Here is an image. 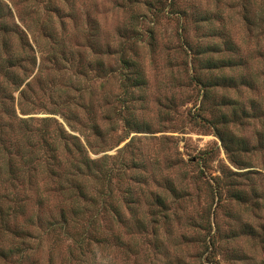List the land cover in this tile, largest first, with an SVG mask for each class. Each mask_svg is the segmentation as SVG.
Here are the masks:
<instances>
[{
    "label": "rangeland",
    "instance_id": "rangeland-1",
    "mask_svg": "<svg viewBox=\"0 0 264 264\" xmlns=\"http://www.w3.org/2000/svg\"><path fill=\"white\" fill-rule=\"evenodd\" d=\"M0 9L33 104L22 114L17 92L18 118L1 122L15 131L3 134L7 146L26 134L37 166L32 188L7 191V166L0 173L11 216L10 229L0 219V249L15 251L0 264H264V240L251 235L264 231V0H0ZM212 47L221 53L204 55ZM122 50L144 85L127 81ZM213 56L235 57L241 65L224 74L255 89L206 99L199 80L213 74L201 60ZM224 98L257 112L231 126L251 145L240 167L216 134L233 112Z\"/></svg>",
    "mask_w": 264,
    "mask_h": 264
},
{
    "label": "trees",
    "instance_id": "trees-1",
    "mask_svg": "<svg viewBox=\"0 0 264 264\" xmlns=\"http://www.w3.org/2000/svg\"><path fill=\"white\" fill-rule=\"evenodd\" d=\"M3 14L4 13L2 9H0V20L5 19L3 17ZM3 24L4 23L0 24V32H1L0 35L1 34L6 35L8 33L7 26ZM1 37L2 36H0V44H1V47H0V79L7 80L16 86V88L13 91L10 90V92H8L6 88L0 85V99L5 101V104L4 102L0 103V143H2L0 144V173L2 172L3 166L4 165L7 166L8 174L10 178L9 181L6 182L7 184L9 183V188L7 189L8 191L11 188V186H12V190H17L20 187L23 189H25V187H29V188L34 187L35 181H36L35 173H36L37 166H35L36 164H34L33 152H30V151L28 152L22 142V139L27 138L26 134H23L22 136H19V135L13 136L12 138L13 141H12L11 146H7L6 140L4 138L3 133H5L6 128H8L10 132L15 131V124L12 121H10L11 123H9L8 125H3L1 123L2 114L10 116L11 118H15V117L18 118L17 107L15 106L17 102V98L15 94L17 92H20V96L18 98V109L22 112V114L26 115L27 113H29V111L26 110V107H31L33 106V104H32L31 98L29 100L28 95H27V92L31 89L30 83L27 84L26 87L22 90L24 81L20 82L21 80H16V75L14 73L16 72V70L22 69L21 58L20 56H17L18 52L16 50H13V47L9 45V42L5 38L2 40ZM52 37L53 36H48V38H52ZM231 43L232 42H226V51L234 55L236 53L235 51L236 49ZM94 46H97V45L94 44ZM218 49L219 48L217 47L209 48L207 50L208 52L204 53V55H207L209 53L212 55L221 53L220 50ZM55 53L57 56L59 55L57 54L58 52H55ZM195 55H197L195 57H200V59L203 56L202 53H196ZM60 57H58V59L59 58L61 60L66 59L65 55L61 54ZM201 61L203 63L204 62L206 63L205 70L213 74L210 78H207L206 80H202V79L199 80L201 81L200 83L203 85L206 99H209L213 95L214 90L217 88L230 90V89H237L239 87H247L250 90H254L256 87V85L251 81L243 79V81L238 82V80L233 79L231 77H227L224 74L226 70L235 69V67L241 65L235 57L216 60L213 56V57H209L204 60H201ZM121 63L124 66V69L129 71L128 76H126V79L129 83H132L135 86L144 85L145 83L144 73L140 69L139 64L136 61L129 59L126 56V51H123V50L121 51ZM104 67H105V64L101 63L99 64L98 69H100V71H103ZM88 70H90L89 67H88ZM215 72H219L220 74H218L217 76H214ZM88 74L89 72L86 73V75ZM8 102L13 104L12 108L8 107L7 105ZM220 107L222 109L231 108L233 112L231 115L227 113L222 114L218 123L217 122L216 124L214 123L215 127H219L216 130V134L220 138V140L223 142L227 153L230 155L232 159H234L232 160L234 162V165H236L237 167H240L236 162L237 160L235 159L238 157V155L241 152H249L250 151L249 147L251 145L248 141L244 139L238 140L237 138H235L233 133L231 132V126L235 123H238L242 119H253L257 117L256 116L257 112H255L256 114L254 116L249 111H247L246 107L240 106L238 103L233 102L229 98L222 99V101L220 102ZM253 108L257 109L258 107L256 104H254ZM2 109L5 111L4 113H2ZM45 121L49 122V120H45ZM52 121H55L58 124L56 120H52ZM23 122L24 120L20 121V123H23ZM91 125H93L92 127L96 129L98 133H101L99 131L100 129L98 125L95 122H93ZM41 136H42L43 142L48 144L47 139H46V136H49L48 130L44 131L41 134ZM75 138L78 139L77 137ZM259 147L260 149H264V136H262L259 141ZM54 160L56 161V159ZM82 165L87 166L84 162H82ZM54 166L56 167L57 165H55L54 163ZM79 171H82V170H78V168L76 167L75 173L77 174ZM221 190H223V188L220 189V191ZM253 192L256 195V197H254L255 198L254 200L261 198L259 196L260 194L258 193V189L254 188ZM231 198L235 199L237 202L242 203V204H247L251 200L249 198V194L245 192V190H235L231 192ZM256 204H258V202ZM10 218L11 216L3 210L2 206H0L1 222L8 229H10V224H9ZM260 234L261 235H259L254 230H252L251 232V235H253L254 237H259L260 239L264 240V231ZM14 252H15L14 250L0 249V259L5 260V261L9 260L11 256H13Z\"/></svg>",
    "mask_w": 264,
    "mask_h": 264
}]
</instances>
